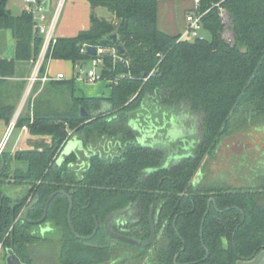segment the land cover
I'll return each instance as SVG.
<instances>
[{
    "label": "trees",
    "instance_id": "obj_1",
    "mask_svg": "<svg viewBox=\"0 0 264 264\" xmlns=\"http://www.w3.org/2000/svg\"><path fill=\"white\" fill-rule=\"evenodd\" d=\"M8 1L0 0V29L13 30L16 55L0 58V118L10 124L25 82L15 92L5 77L16 74L17 62L38 56L44 36L34 31L30 14L14 16ZM45 1L49 7L58 0ZM87 1L89 28L75 36H58L41 74L52 58L71 60L75 67L96 58L82 50L95 45L114 55L104 58L102 73L111 92L76 95L75 74L46 83L47 90L57 92L53 98L42 99V94L28 99L14 129L27 126L42 138L14 153L7 143L0 157L3 259L11 249L26 264H237L264 250V173L256 183H243L221 173L214 181L204 171L225 137L264 129V0H200L197 12L203 13V29L210 38L193 39L160 29L158 0ZM228 27L229 41L224 35ZM113 34L115 40L100 42ZM81 107L87 116L81 115ZM152 107L168 118L171 112L189 114L183 108L201 117L193 154L165 166L169 148L141 142L144 136L145 142L157 139L172 126L153 117ZM151 116L153 124L152 118L151 123L145 120ZM133 121L141 123L139 129ZM72 136L97 150L81 159L71 153L57 163ZM108 143L109 152L104 149ZM199 171L202 175L194 180ZM5 185L13 191L6 192ZM56 190L72 196L76 234L68 221L70 200L63 192L50 201L45 220L34 222L42 218ZM34 199L25 220L23 211ZM128 205L131 209L120 217L124 224L116 218L112 228L149 239L153 207V245L138 247L106 232V216ZM39 226L45 233L36 229Z\"/></svg>",
    "mask_w": 264,
    "mask_h": 264
},
{
    "label": "rangeland",
    "instance_id": "obj_2",
    "mask_svg": "<svg viewBox=\"0 0 264 264\" xmlns=\"http://www.w3.org/2000/svg\"><path fill=\"white\" fill-rule=\"evenodd\" d=\"M14 1L17 4L22 2L24 3V0ZM66 2L65 4L67 5L65 6L67 10L70 6V0H68L67 3ZM163 5L164 4H162V6ZM14 11H18V8ZM179 17L181 18V16ZM179 17L178 20L179 22H181ZM225 20L226 22L229 20L227 15L225 16ZM226 30H229V27L226 28ZM58 33L59 32H56L55 35L58 36ZM200 34L201 36L210 38V32L205 29H201ZM229 34L230 33L227 31L224 32V35L226 36H228ZM104 50H107V52H109V49L105 48ZM115 52L116 51L113 50V54ZM50 63L51 65L49 64V69L52 76H56L58 73H64L67 77H72L74 72L77 76L76 78H79L78 75H80L82 78L80 79V82L77 81V87L79 88L78 90L87 93L86 95H110L111 90L109 88V83L102 76L103 70L105 68L104 62H100L98 65H95L93 59L91 58L80 63L76 66V68H74V63L71 60L67 59H55L51 60ZM89 70H94L99 78L94 81L83 79L87 77V73ZM157 109L152 107L151 110H149V113L153 114V117H155L156 115L162 117L164 123L170 122L172 127H166L164 130L160 131L159 137L157 139L150 138V142H145V139L148 138L144 136L143 140L141 139V142L152 146L169 148L170 154L164 161V165L169 166L181 160L183 157L189 156L194 153V148L196 143L198 142V136L200 132V129H197V127L200 126L201 117L196 114L194 115L190 112L189 109L183 108V112H188L189 114L180 113L179 115H176L175 113L171 112V115L168 118L166 112L162 111L160 113L159 111L157 112ZM152 116L150 117V119L146 117L145 120L151 123L152 118L153 124L154 118ZM132 123H134L137 129L140 128L141 123H136L134 121ZM18 129H14L12 131V134H14V132H16ZM157 129H160L159 126L157 127ZM146 133L150 132L148 131L145 132V134ZM72 143L73 140H69L66 148L70 147ZM94 148L95 146H93V149ZM204 171L208 175L207 177L209 179H213L214 181H218V174L221 173L226 176L229 175L230 177L235 179L237 178L238 182H258L260 180V175L264 173V129L252 128L251 130H249V132L246 131L242 133L235 131L229 136L225 137L217 150L216 157L208 161L204 168ZM12 188L13 187L11 185L4 186L6 192L11 193V191H13ZM36 229L41 230L42 233H45L46 228L43 226H39ZM5 260L6 259H3V257H1L0 264H6Z\"/></svg>",
    "mask_w": 264,
    "mask_h": 264
},
{
    "label": "crops",
    "instance_id": "obj_3",
    "mask_svg": "<svg viewBox=\"0 0 264 264\" xmlns=\"http://www.w3.org/2000/svg\"><path fill=\"white\" fill-rule=\"evenodd\" d=\"M163 1L164 0H158V25L160 29L172 35L183 34L187 28L186 16L190 12H193L195 10L197 1L196 0H165L164 2ZM57 2L48 7V13L50 17L54 13V10L57 6ZM65 2H64L62 11L60 13V17H59V20L56 26L55 34L56 32H59L58 36H75L81 30L88 29L90 26V14H91L90 3L87 0H70L69 2L70 6L66 10L65 5L67 4H65ZM162 4L164 5L162 6ZM7 7L14 16H19L23 12H25L23 2L17 4L15 3L14 0H9ZM17 8H18V11L15 12L14 10H16ZM179 16H181V18ZM178 17L181 20V22H179ZM15 55H16V38L14 36L13 30L10 28L0 29V58L12 60L15 58ZM31 60L28 62H24V61L17 62L16 74L5 77V80L7 81V87L10 89H15V92L17 89L16 87H20L22 85L21 83L25 82V86L22 91V94L20 95L19 98H17L16 110L14 112L12 120L14 118L16 119L19 118L20 114L24 111L25 105L28 99L30 98V96L34 100L35 97L39 95L41 96L43 94L41 98L48 99L51 97L53 98V95L57 94V92H55V89L52 87L50 88V90L49 89L47 90V88L49 87L46 84L47 82L46 83L41 82L38 89L35 92L32 91L30 95L27 93L28 77L32 72ZM51 60H55V59L53 58L50 59L47 64V71L49 73H51L49 69V64L51 65L50 63ZM74 68L76 67L74 66ZM74 75H75V72L73 73L72 77H74ZM72 77L66 76L64 79H61V81L69 80ZM77 81L80 82V79L76 78L75 80V87H76L75 94L76 95H82V94L86 95L87 93H85L84 91L78 90L79 88L77 87ZM109 88L111 90L110 86ZM56 91L58 90L56 89ZM90 95H93V94H90ZM11 99L12 98H10V100ZM8 127H9V124H7L3 118H0V142L4 138ZM41 138H42L41 136L32 135L28 131V127L23 126L22 128L18 129L16 132H14V134H12L11 137H9L7 143H8L9 150L12 153H14L16 150L27 149V148L33 147L34 145L37 144L35 142L37 140H40ZM43 138L49 139L48 136H44ZM13 165L18 166V163L14 161Z\"/></svg>",
    "mask_w": 264,
    "mask_h": 264
},
{
    "label": "built area",
    "instance_id": "obj_4",
    "mask_svg": "<svg viewBox=\"0 0 264 264\" xmlns=\"http://www.w3.org/2000/svg\"><path fill=\"white\" fill-rule=\"evenodd\" d=\"M197 5L193 12H190L186 16L187 28L183 34H181L180 38H204L201 36L200 30L203 29L202 17L203 13L197 12V8L200 0H196ZM65 0H58L57 6L54 10L53 15L50 17L48 13V4L45 0H24V11L31 15L33 20V28L34 31L42 34L44 36L43 46L40 50V53L36 58L31 60L32 62V72L28 77V88L27 93L30 95L33 91L35 84L40 81L42 83H46L51 80H61L66 76L64 73H58L56 76H52L47 68L44 74H41V69L44 64L45 57L48 53L49 47L51 43L56 41L55 30L60 17V13L62 11ZM221 14L224 16L227 15L224 8H221ZM225 20V19H224ZM230 34L225 37L231 40V31L226 30ZM225 31V32H226ZM227 34V33H226ZM88 47L85 46L82 50L87 51ZM106 50L102 47H97V57L93 59L95 65H98L100 62L104 61V53ZM79 79L82 77L78 75ZM99 76L95 73L94 70H89L87 73V77L83 79H87L88 81H94L98 79ZM17 119L14 118L7 129L8 133L12 132L15 128ZM2 257V244L0 245V258Z\"/></svg>",
    "mask_w": 264,
    "mask_h": 264
},
{
    "label": "water",
    "instance_id": "obj_5",
    "mask_svg": "<svg viewBox=\"0 0 264 264\" xmlns=\"http://www.w3.org/2000/svg\"><path fill=\"white\" fill-rule=\"evenodd\" d=\"M117 38V34H113L112 36H110L109 38H106V39H102L100 42L101 43H106L109 39H116ZM119 49L122 50V47L119 46ZM87 52L91 55H96L97 54V46L95 45H90L88 46V49H87ZM108 57H114V55H110V54H104V58H108ZM81 115L82 116H87L88 115V112L85 110L84 107H81ZM11 135V132L8 133V131L6 132L4 138L2 139V141L0 142V157L3 156V150L8 142V139ZM72 150L70 147L68 148H64V150L61 152L60 156L58 157L57 159V163H62L69 154H71ZM4 166V163L2 165V167ZM59 192H63L64 194H66L68 197H69V200H70V205H69V209H68V221H69V224L71 226V229L72 231L76 234V231L72 225V220H71V213H72V209H73V199L71 197V194L64 191V190H56L54 191L53 193L50 194L46 204H45V207H44V214L42 216L41 219L37 220V221H34L36 223H41L42 221L45 220L46 218V215H47V209H48V205L50 203V201L52 200V198ZM213 200V197L210 198V201ZM36 203V199L32 200L27 206L26 208L24 209L23 211V218L25 220H29L28 219V215H29V212L31 210V208L34 206V204ZM128 208H125V209H121V210H116V211H113L111 212L107 217H106V220H105V227L107 229V231L116 236V237H119L123 240H126L128 242H131V243H134L136 245H139V246H149L153 243L155 237H156V231H155V228H154V225H153V220H152V210H151V213H150V224H151V238L150 240L148 241H145V242H142V241H139L133 237H130V236H125V235H122V234H118L116 232H114L110 226V220L112 219V217L120 214V213H123L125 211H127ZM6 264H26L24 263L20 257L17 256V254L11 250V249H8L7 251V256H6ZM237 264H264V250H261L259 251L258 253H256L251 259H240L237 261Z\"/></svg>",
    "mask_w": 264,
    "mask_h": 264
},
{
    "label": "flooded vegetation",
    "instance_id": "obj_6",
    "mask_svg": "<svg viewBox=\"0 0 264 264\" xmlns=\"http://www.w3.org/2000/svg\"><path fill=\"white\" fill-rule=\"evenodd\" d=\"M172 127V126H171ZM170 127V128H171ZM73 140V143H72V145H71V150H72V152L71 153H76L78 156H79V158L81 159V157H83V156H87V155H89L90 154V152L93 150V151H96L95 149H93L92 147H91V145H89V146H87V145H85L84 144V142L82 141V140H80L78 137H76V136H72V137H70L65 143H64V145L62 146V148H61V150H60V152H59V154H58V156H57V159H58V157L60 156V154H61V152L64 150V148L66 147V144L69 142V140ZM143 140V139H142ZM109 150H108V149ZM107 148L106 147H104V149H106V151L107 152H109L111 149H112V147H111V144H109L108 143V145H107ZM83 154V155H82ZM151 171V170H150ZM202 175V173H201V171H199L198 172V174L196 175V177L194 178V180L196 179V178H199L200 176ZM72 197V196H71ZM209 203H210V201H209ZM125 208H128V210L127 211H125V212H123V213H120V214H118V215H116V216H114V217H112V219L110 220V226H111V228H112V225H111V222H112V220L113 219H116L117 218V223L119 224V225H122V224H124V221L122 220V218H120L124 213H126V212H128L130 209H131V205H128V206H126V207H124V208H119V209H116V210H121V209H125ZM116 210H113V211H116ZM151 210L153 211L152 213V220H153V216H154V208L153 207H151V209H150V213H151ZM113 211H111V212H113ZM110 212V213H111ZM109 213V214H110ZM150 213H149V222H150ZM108 214V215H109ZM107 215V216H108ZM106 216V217H107ZM105 220H106V218H105ZM153 225H154V221H153ZM104 226H105V222H104ZM154 228H155V226H154ZM150 229H151V224H150ZM105 230H106V232L110 235V236H112V237H115V238H117V239H119V240H123V239H121V238H119V237H116V236H114V235H112V234H110L108 231H107V229H106V227H105ZM112 230L114 231V232H116V233H118V234H122V235H125V236H129V235H126V234H123V233H121V232H118V231H115L113 228H112ZM155 231H156V229H155ZM151 232H152V230H151ZM91 237V236H90ZM130 237H133V236H130ZM156 237H157V234H156ZM156 237H155V239H154V241H153V243L151 244V245H153L154 244V242H155V240H156ZM133 238H135V237H133ZM150 238H151V233H150V237H149V239H147V240H139L138 238H135V239H137V240H139V241H142V242H145V241H148V240H150ZM123 241H126V240H123ZM126 242H128V241H126ZM129 243H131V242H129ZM131 244H133V245H135V246H138V247H144V246H139V245H136V244H134V243H131ZM151 245H149V246H151ZM149 246H146V247H149ZM253 257V256H252ZM251 257V258H252ZM250 258V259H251ZM246 260V259H245Z\"/></svg>",
    "mask_w": 264,
    "mask_h": 264
}]
</instances>
